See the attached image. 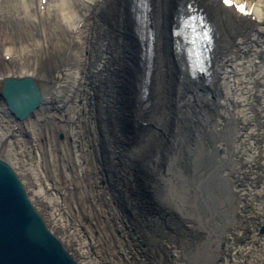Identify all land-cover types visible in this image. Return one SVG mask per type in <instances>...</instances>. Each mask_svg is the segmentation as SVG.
<instances>
[{"label":"bare ground","instance_id":"6f19581e","mask_svg":"<svg viewBox=\"0 0 264 264\" xmlns=\"http://www.w3.org/2000/svg\"><path fill=\"white\" fill-rule=\"evenodd\" d=\"M142 2L146 6L145 10L138 9L135 12L145 18L142 22V26H145L143 34L141 21L133 25L139 35H144L145 38L150 36V31L155 33L154 57L148 61V69L153 70L152 80L153 76H157L159 70L161 74L163 69L167 70L165 78H168L169 73H175L173 65H176L179 89L172 92L163 82L162 89L165 86L166 101L170 97L169 100L176 101L179 94L180 114L194 115L184 118L188 121L187 129H190V134L197 138L196 144L190 146V151L186 153L191 157H184L182 165L175 164L178 169L182 168V173L174 166H167L169 172L171 170L177 175L174 178L175 186L171 190L176 198L174 201L169 200V207L165 205L157 210L149 207L153 195L146 194L144 190L141 192V186H146L148 181L142 178L133 163L128 161L129 157L126 159L124 154L131 140L130 119L142 118L137 111L133 112L132 98L128 92L131 76L128 71L132 65L133 49L136 54L142 43L139 38L126 37L132 31L123 25V14L124 11L127 12L124 0H47L44 10L41 9V0L0 1V20L12 18L17 22L26 23L30 30L24 28L21 33L25 37H33L30 45L35 41L41 46L46 45L47 37L45 35L43 38L42 35L51 21H55L52 27L56 29V25L61 24L68 36L71 35L76 42L80 41L79 46L74 48L75 54L70 56L71 62L74 60V63L70 64L69 61L68 64L62 65V69H59L57 77L54 78L56 82L51 83L53 77L45 68L28 67L21 63L19 56L28 43H22V40L18 42L14 36L5 32H12L10 29L0 27V30L6 33L4 37L0 35V44L12 38L11 47L6 49L4 56H15L13 65L12 62H6L7 66L0 68V158L18 172L40 215L65 242L73 257L82 264H113L110 261L112 254L105 253V256L104 253L97 252L98 250L85 254V249L73 245L69 224L64 222L66 219L61 215V195L54 191L57 187L56 178L43 176L42 181H39V178H34L31 173L37 174L38 167L43 168L42 150L56 155L67 145L64 140L58 142L56 131L51 134L48 144L45 138L41 144V136L45 132L42 122L46 123V119L50 118H54V122L67 121L68 119L64 118L68 115L76 117L82 127L81 130H77V125L71 127L73 144L68 148V152L79 157L81 166L84 165L81 160L84 150L89 151L88 155H95L97 170L101 169L102 177L99 176V180H105L100 183V187L107 198V206L111 213L115 214L118 226L126 235V240H122L126 246H123L126 260H145L146 264H258L260 256L264 257V231H260V227H264V215H257L246 209L247 201L244 196L249 192L247 186L240 183V175L251 171V180H254L264 173V96L260 93V86L264 84L259 80L264 77V26L260 22L261 15L264 14V0L256 2L259 18L255 22L241 18L234 11L224 8L217 0ZM189 3H195L203 10L209 21L215 25L218 34L214 74L208 86L199 85L190 79L183 68L184 61L173 38L178 20L187 12L185 9H188ZM75 5L85 8H80L83 11L77 10ZM38 15L44 18L40 22L44 23L43 28L40 27L39 19L37 20ZM143 41L145 43V40ZM239 53L241 57L238 56ZM238 68L243 71V85L246 84L247 88L246 100L242 105L231 95L236 80L240 79L234 75L235 69ZM24 76L37 78L35 88L42 95L43 102L23 118H16L8 109L1 88L4 83L11 81L9 79ZM33 81L35 83V80ZM158 83L159 81L155 85L151 84V87H158ZM90 98L92 103H89ZM161 101L162 99L156 111L159 115L163 112ZM211 106L215 110L220 107L223 112L213 118ZM246 107L250 109L245 114ZM249 119L258 123L255 124L257 129L247 125ZM54 125L58 128L57 131H60L59 138L63 139L61 131L67 128V124L64 122ZM160 125L164 127V139L168 129L162 120ZM148 133H144L141 140L145 147L156 141L155 137H150ZM166 135L174 147L177 143L174 133ZM79 139L83 141L82 147L77 144ZM161 142L162 140L158 141V144ZM87 146L89 148H86ZM134 148L140 150V156L146 155L147 151L143 146V150L138 146ZM202 152L206 157L199 158L198 155H203ZM241 152H249L250 155L247 154L248 156L243 158L244 161L237 166L238 174H232L231 165L226 168L229 157ZM31 161L34 166L28 169L27 163ZM194 172L197 174L195 184L192 183L196 178L192 175ZM229 173L232 174L231 178L236 179L231 181L230 178L229 181L239 193V212H232L230 207H223L217 210V213L221 218L226 221L231 219L235 224H227L228 228L225 229L224 223L216 221L214 228L209 230L205 220L214 206L210 205L206 212L197 208L198 204L203 203L206 206L205 202L215 203L218 193L225 189L223 178ZM211 183L213 184L210 185ZM147 187L150 192L158 189L167 191L164 184L157 187L148 182ZM197 191H202L200 198L196 195ZM165 202H168L167 197H164L163 203ZM223 235H228L227 245L224 247L219 245L223 241L218 244V241L224 238ZM87 242L86 247L91 245L89 239ZM91 243L93 244V241ZM93 253L98 255V260H93ZM79 255L81 258L77 257Z\"/></svg>","mask_w":264,"mask_h":264},{"label":"rangeland","instance_id":"374dc122","mask_svg":"<svg viewBox=\"0 0 264 264\" xmlns=\"http://www.w3.org/2000/svg\"><path fill=\"white\" fill-rule=\"evenodd\" d=\"M74 7H76L77 10H79L80 8H85L84 6L83 7L81 6L79 8L77 7V5H75ZM81 11H83V9ZM53 23H55V21H51L49 22V24H47L48 27L47 31L45 32L44 35H42L43 38H45L46 35L47 39L45 38V40L47 42L45 46L43 45L41 46L37 44L36 41L35 43L33 42V44L30 45V42L32 41L33 37H31L30 35L29 37H25V35L21 33V29L23 30L25 28L27 30H30V27L27 26L26 23L17 22L12 18H1L0 20V27L8 28L12 31V32L10 31L7 32V30H5V32L8 35L14 36L15 40H17L18 42H21L22 40V43L25 42L28 43V46H26L27 48L22 52V55L19 56L21 63L28 67H33V68L41 67L42 69L45 68L47 72L51 75V77H54L58 73L59 69H62V65L64 66L65 64H68L69 61L70 64L74 63V60L71 62L70 56L73 57V55L76 52L74 48L77 46V44L74 41V38H71V35L68 36L66 34L61 24L56 25V29H55V27L51 26L53 25ZM123 25H125V21ZM130 25H131L130 21L128 20L127 26L126 25L125 26L128 28L130 27ZM125 26L123 27L125 28ZM6 33L0 30V35L2 37H4ZM126 37L128 38L133 37V39L138 38L137 34L134 32H129L126 35ZM11 40L12 38L8 40H4L5 42L0 44V68L7 66L5 65L7 63L9 64L12 62L11 65H13L14 63V59L12 61H6L4 58V53L6 49H8L9 46L11 47V43H10ZM139 50L141 51V46L138 47L137 51L139 52ZM238 56L241 57L240 53ZM130 67L132 66L130 65ZM173 67H175V69L178 70L176 66L173 65ZM130 71H128V73H130ZM166 71H167L166 69L161 70V74L163 75V77H161L160 70L158 71L157 74V82L159 81V83H158V87H156V92H157L156 97L158 98H156L157 101L155 103V107L150 112L151 116H153V119L155 121V125L146 128L145 129V131L147 130L146 132L140 131L139 135H136L134 133V130L136 128L134 127L133 124L134 123L133 117L130 119L129 122V124L131 125L132 132H131L130 143L127 144V150L124 153L125 158L127 159L129 157L128 161L133 163V166L136 167L138 173H140L143 176L142 178H144V180L148 182L149 181L151 182L150 179L151 177L148 174H146L145 171L141 170L138 160L140 150H135L134 147L135 146L141 147L142 150H143L142 146L145 148V150L161 148L163 144L162 145L158 144V141L161 140H162L161 143H164L162 139L163 138L162 132L164 131L163 130L164 127L160 125L161 120L168 130L174 131L177 135L180 134L181 136L180 138L182 140V147L185 150H187V152L190 151L191 149L190 146H192L195 143L194 135H191L190 129H187L188 121L186 122V120L184 119L189 116H194L193 113L191 115L187 114V116H184V114H180L181 108L177 106V103L171 104L170 103L171 100L169 99H168L169 101H166V94H164L165 86H169V90L172 92L177 91L179 87L178 86L179 79L177 80L176 71L174 74H171L172 76L170 80L169 78H165V75L168 74ZM235 72L236 73L234 75H236V77L240 79L236 80V83L234 84L235 88L233 92H231V95H233V97L235 98V100H237V103L239 105H242L246 100L245 95L247 94H245V92L247 91V88H246V84L243 85L244 76H242L243 75L242 69L239 68L235 69ZM261 75L262 73L260 74V76ZM259 80L264 84V77H261ZM163 82L166 85L162 89ZM260 87H262L261 89L262 91H260L261 96H264V91H263L264 86L261 85ZM170 91H169V96H170ZM128 92L132 97L133 96L132 91L128 90ZM161 99H162L161 111L163 110V112H161V115H159L156 113V111H157L158 102ZM212 108L213 109L211 113L213 118L214 117L217 118L218 114L223 112L220 107L217 108L216 110L214 109V107ZM249 109H247V107L246 109H244L245 114L246 112L249 111ZM194 114L198 115V113H194ZM66 117L64 119L66 120L68 119L67 121L54 122L55 121L54 118H50V119L48 118L49 120L46 119V121L48 122L46 121H45L46 123H44V121L42 122L44 124L45 132L42 133L43 137L41 136V144L44 138L45 140H47V144H48V140L49 141L51 140V134H53L54 131H56L55 134L58 142L64 140L65 145L66 144L67 145L61 150H59V153L56 155L48 153V151L46 150H42L44 161L42 160L43 164L41 167L43 168L38 167L37 174L31 172L33 177L34 178L38 177L39 181H42L41 179L43 176L44 177L50 176L51 178L53 176L56 178L57 181L55 183L57 187L54 191L64 190V194L61 196V201H60V204L63 208L62 209L63 211H61L62 212L61 215H63L64 216L63 218L66 219L64 222L67 223V225L69 224L68 228L69 230H71L70 238L76 247H79L81 249H84L85 247V249L87 250L86 254H88V251L96 252L97 250H98L97 252L104 253L103 255L105 256H106L105 253L112 254V260L110 261L113 262V264H146L147 262H145V260H142L140 262H134L133 261L134 258H132V260L131 258H128V260L125 259V253L123 250V246L125 242L123 243L122 240L123 238L124 241L126 240V235L123 233V229L118 226L117 218L115 214H112L111 209L107 206L108 204L107 198L105 196V193L101 190L100 187V183L105 181L103 178L101 179L102 181L99 180V178L102 177L100 176L101 169L97 170L96 158L94 157L95 155L94 154L88 155L87 152L89 151L87 150L83 151L84 154L82 155L81 160L84 162V165L82 166H81L82 164L81 161L78 162L79 157H76L74 153L68 152L70 149L69 148L70 145L73 144V137H72L73 134L71 133V127L77 125V130H81L82 127L81 124L78 123L76 117H72L71 115L70 116L68 115ZM251 119H253V116L251 117ZM64 122L67 124V128L65 127L67 131L65 129L61 131V133H63L64 138L60 139L58 134L60 131H57L58 128L55 127L54 124L55 123L62 124ZM255 124L258 123L255 122L253 123V121H251L250 119L247 121V125L252 129L254 127V130L257 129L258 127V126L255 127L256 126ZM144 133L150 134V137H155L154 139H156V141L152 142L151 145L145 147V145H143V143L141 142V140L143 139L142 137L145 135ZM47 144H45V149ZM77 144L81 145L82 147L83 141L79 139V141H77ZM86 148H89V146H87ZM232 151L234 152V149H232ZM184 153L186 154V152ZM247 154L250 155L249 152L232 154L228 162V166L231 165L230 168L232 174L233 173L238 174V172H236L238 168L237 166H239L244 161L243 158H246L248 156ZM27 164H29L28 169L34 166V162L32 163V161ZM68 171L70 172V174ZM230 174L231 173H229V175ZM229 175L226 178H224L226 191L228 190L230 191L231 188L234 189V185H232L231 182L229 181V179L231 178V175L230 176ZM240 176H241L240 183H244L245 186H247L249 192L248 195L244 196V198H246L247 201L246 209L251 213L257 215L259 214L264 215V173L261 174V176L260 175L257 176L254 180H251L253 177L251 171H248L246 173H241ZM230 180L235 181L236 179L235 177H232ZM148 182H146V186L144 185L141 186V192L142 190H144L146 194L151 195L152 191L150 192L149 191L150 188L147 187ZM157 191L160 192L161 190L158 189ZM151 208L157 210L159 207L151 206ZM228 222L229 225L235 224L231 222V219H229ZM88 239L91 245L86 247L85 245L86 243H88L87 242ZM92 241L93 244L91 243ZM81 244L84 246L83 248L82 246H80ZM89 247L92 249H90ZM79 257L81 256L79 255ZM97 257L98 255L96 253H93L92 258H95L93 260L95 261L98 260ZM258 261H259L258 264H264V257L260 256V259Z\"/></svg>","mask_w":264,"mask_h":264},{"label":"water","instance_id":"95a60500","mask_svg":"<svg viewBox=\"0 0 264 264\" xmlns=\"http://www.w3.org/2000/svg\"><path fill=\"white\" fill-rule=\"evenodd\" d=\"M9 80L1 91L12 113L23 118L42 102L37 83L31 78ZM45 222L18 173L0 158V264H77L57 232Z\"/></svg>","mask_w":264,"mask_h":264},{"label":"snow or ice","instance_id":"6c2138e0","mask_svg":"<svg viewBox=\"0 0 264 264\" xmlns=\"http://www.w3.org/2000/svg\"><path fill=\"white\" fill-rule=\"evenodd\" d=\"M225 3L228 4L229 6H232V5H231V0H225ZM238 10H239L241 13H243V14H247V13H246V9H245L244 6H240Z\"/></svg>","mask_w":264,"mask_h":264}]
</instances>
